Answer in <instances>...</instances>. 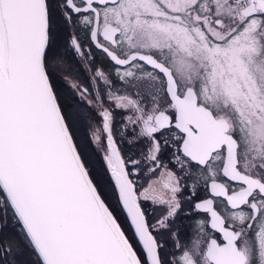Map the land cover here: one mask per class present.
Wrapping results in <instances>:
<instances>
[{
	"label": "snow or ice",
	"instance_id": "1",
	"mask_svg": "<svg viewBox=\"0 0 264 264\" xmlns=\"http://www.w3.org/2000/svg\"><path fill=\"white\" fill-rule=\"evenodd\" d=\"M0 264H264V0H0Z\"/></svg>",
	"mask_w": 264,
	"mask_h": 264
}]
</instances>
